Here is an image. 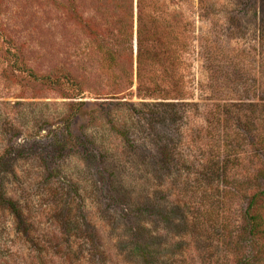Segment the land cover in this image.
I'll return each mask as SVG.
<instances>
[{"label":"rangeland","instance_id":"374dc122","mask_svg":"<svg viewBox=\"0 0 264 264\" xmlns=\"http://www.w3.org/2000/svg\"><path fill=\"white\" fill-rule=\"evenodd\" d=\"M59 1L0 0V264H88L92 247L102 263L136 262L124 217L140 223L148 205L141 213L157 264H264V239L245 231L248 198L226 197L228 179L204 180L213 152L193 145L208 132L202 112L212 104L253 119L264 112V0H201L194 93L179 112L152 106L159 95L142 98L137 84H110L91 36ZM73 1L85 17L110 14V0ZM108 22L122 52L118 22ZM124 62L135 74L136 51L133 71ZM61 71L73 85L44 78ZM235 116L230 127L249 142L244 168L264 166V131ZM258 179L245 180L249 193L264 188ZM213 209L216 225L203 222Z\"/></svg>","mask_w":264,"mask_h":264},{"label":"trees","instance_id":"16d2710c","mask_svg":"<svg viewBox=\"0 0 264 264\" xmlns=\"http://www.w3.org/2000/svg\"><path fill=\"white\" fill-rule=\"evenodd\" d=\"M109 3L111 5H105V9L107 14L109 11L110 14L105 21H101V18H104L103 10L101 17L100 14L97 16L98 18L94 16L85 17V14L73 0L66 3L63 0L59 1V4L67 11L71 21L73 20L78 27L83 28L91 36L96 51L101 55L102 72L106 74L110 84L124 83L130 89L137 84V92L142 98H155L159 95L160 101L155 104L152 103V106H161L167 108L166 111L179 112L178 105L182 103V106H186L183 101L194 93L192 90L195 82L194 52L198 41V18L201 0H137V6H135L134 0H119L115 5H112L113 0H110ZM108 19L118 22L119 33L122 36L121 42L124 44L122 52L114 50L110 44L109 36H111L112 25L109 24ZM135 51V74L131 72L129 76L124 61H131L133 64L131 70L133 71ZM26 71L35 77L33 71ZM119 71L127 74V77L121 78ZM44 78L55 83L66 81L71 85H73L74 80L71 74L65 71H61L58 78L52 79L48 76ZM78 92L81 94V90ZM81 103L85 102L81 101ZM235 112H237L239 120L246 123L247 128L248 126L251 127L250 131L256 124H258L260 132L264 131V112L253 119L247 113L243 114L239 108L236 111L230 104L219 106L212 104L202 112L203 118L208 122V132L205 133L201 130L202 133L197 136L193 145L198 141H203L213 152L207 159L208 168L200 172L203 179L205 180L208 175L209 177L213 176L212 180L218 181V183L228 179L231 188L227 190L228 195L226 197H247L248 204L243 212L245 231L252 240L264 239V203L261 206L259 202L264 200V188L249 193L248 183H245V180H250V183L252 180H259L258 178L264 180V166L261 165L253 170L244 168L245 162L247 163L245 156L246 153L248 154L244 149L249 142L247 136L235 133L236 128L230 127V124L235 121ZM252 112L256 114V110ZM159 114L160 112H157L153 115L160 116ZM175 118L176 116L172 122L176 124ZM246 127H243V132L248 130ZM231 128H234L233 131H230ZM261 143L260 151L264 150V138L261 139ZM187 145L189 146L188 143ZM173 148L169 149L168 160L172 158L173 152L176 150ZM250 155L252 161H256L254 151ZM1 162H5L3 156ZM4 173L5 170L0 164V182L3 180ZM203 173H205L204 176ZM180 205L182 204L180 203ZM186 205L190 206L184 202L183 206ZM139 210L140 214L135 218L140 223L124 217L126 226L130 228L128 237L130 241L134 242V247L129 251L128 256L138 259L129 264H157L158 258L155 248L149 239L150 228L145 225L141 213L144 212L147 215L151 208L148 205L139 208ZM213 212L214 209L210 213L207 212L203 222L210 224L216 221L214 224L216 225L219 221V214L214 216ZM204 225V223L200 224L197 229H202L201 227ZM231 225L225 228L226 226L219 224V227L223 226L228 230V228L232 229L235 226L234 223ZM95 251L96 249L92 247L90 251L92 258L89 257L87 263L105 264L102 263V257L97 256ZM96 257L98 258L94 259ZM80 264L86 263L81 261Z\"/></svg>","mask_w":264,"mask_h":264}]
</instances>
